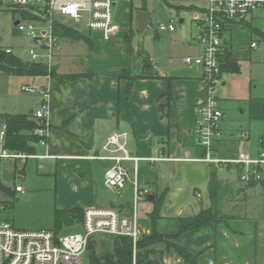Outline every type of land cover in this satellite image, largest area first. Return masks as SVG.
<instances>
[{"label": "crops", "instance_id": "1", "mask_svg": "<svg viewBox=\"0 0 264 264\" xmlns=\"http://www.w3.org/2000/svg\"><path fill=\"white\" fill-rule=\"evenodd\" d=\"M179 12L191 13L193 22L194 13L190 7H184ZM181 18L184 23L185 17ZM256 21L263 22V25L254 26L253 23ZM62 24L72 26L86 35L90 43L85 42L88 51H81L87 56V62L82 59L83 55L73 56L72 51L69 52L70 55H63L65 50H62L59 45L55 58L56 73L59 75L79 73L81 76L72 80L60 79L56 76H30L32 80L42 79L40 86L46 85L50 88L49 132L40 142L35 143V154L52 156L29 159H36L43 168L49 166L54 168L58 176V185L63 180L67 181L71 195L66 198L58 195V208L86 210L91 207H113L125 214L130 213L133 199L132 182L128 181L131 187L129 201L121 199V201H116L103 194L105 191L101 189L103 187L106 189L105 173L112 162L89 158V156L104 153L102 147L109 135L126 131L128 132V148L135 156L147 158L162 154L167 158L156 161L141 159L138 163L137 178L150 188V196L153 197L152 200L149 198L146 200L149 205L144 206L145 216L140 218L143 233L151 231L150 213L158 198H162V201L156 227L163 235L177 234L181 227V218L192 217L214 206L220 212V216H224L222 221H211L202 227L189 229L173 239V242L199 255V264H254L252 256L257 254L258 238L264 240V218L260 221L255 220V228L249 231L234 226L242 220V217L232 211H222L219 203L220 189L222 187L229 189L231 185V178L220 175V171L223 172V167L230 166L218 167L205 161L194 160L201 158L205 152L204 146L198 142L195 134L196 99L204 92L203 68L188 66L185 63L187 56H195L202 52V45L196 41L195 34L190 32L187 39V36H182L186 35L184 33L187 30H181L175 37L182 36L188 40L181 42V50L176 51L175 44L179 42H169L170 47H167L163 55L167 62L166 65L158 69L155 63L150 62L153 65L152 71L161 77L135 79L127 97L126 90L129 81L124 75L125 70L130 68L133 74L142 72L134 71V52L130 54L127 50L126 36L130 33L126 34L125 31H121L118 35V37H123L124 43L119 42L118 38L113 40L115 42H108L101 34V38L107 42H94L96 36L93 38L91 36L93 31L86 26L71 21ZM245 25L250 27L251 49H255L252 46L254 41H257L258 46L259 41L264 40L262 19L253 18L244 24L236 22L227 24L224 30L227 42L224 44L222 54L227 51L231 52L234 62L238 61L236 54L243 50H236L232 37L228 38L226 34L232 36L235 27L242 26L243 29ZM160 35L161 32L156 31L154 36L159 38ZM253 35H255L254 39ZM251 49L250 53H252ZM177 56L180 57L181 64L173 59V57L179 58ZM64 58L72 61L71 67L62 64ZM72 67L75 69H68ZM226 71H233V67ZM168 78H171L172 84L171 98L168 96ZM262 87L260 84H255L253 89L250 87L246 94L242 95V100L248 104L251 97L264 98ZM219 102L224 112L223 136L215 142V153L223 157H231L238 154L241 148L251 149L249 127L244 123L233 124L235 120L229 119L226 112L228 108L226 104L230 102L222 99H219ZM34 111L36 109H30L26 113ZM243 129L249 132L245 139L241 137ZM262 143H264V135H261L253 144L252 154L257 153ZM44 160H51L52 163L41 162ZM128 165L132 168L134 166L132 162ZM236 168L240 173V168L238 166ZM17 174V161L2 159L1 180L3 184L13 194L27 196L29 192H17L15 189L16 185H19L15 184ZM19 175L24 177L22 173ZM262 180H264V174ZM214 181L217 194L213 199L210 190ZM261 181H258L257 185ZM257 185L246 184V187L253 188ZM127 187L128 184L124 191ZM2 193H4L3 190H0V199L5 197ZM12 224L16 227L14 222ZM242 238L244 240L241 241ZM261 245L263 246L264 242ZM157 249L165 252L164 264H185L175 249L162 246ZM235 255H241L240 262L235 263Z\"/></svg>", "mask_w": 264, "mask_h": 264}, {"label": "built area", "instance_id": "2", "mask_svg": "<svg viewBox=\"0 0 264 264\" xmlns=\"http://www.w3.org/2000/svg\"><path fill=\"white\" fill-rule=\"evenodd\" d=\"M120 0H0L6 5L20 8L21 14L16 24L20 32H24L32 41L29 52L34 62L48 67V77L55 66V58L60 45V37L55 33V22L86 26L90 31H98L103 38L110 41L121 30L115 19L113 7ZM136 1V0H128ZM145 1V0H140ZM164 1L173 9L190 7L193 11V22L198 31L195 39L202 45V52L195 56H187L185 63L203 68V82L206 93L196 99L195 134L205 152L201 158L209 164L222 166H239L242 180L246 184L258 182L264 174V143L256 154L245 152L243 148L231 157H223L215 153V142L223 136L222 120L224 112L220 107L219 98L214 88L222 81L221 54L225 42L224 30L227 24L236 22L244 24L253 18L264 21V0H157ZM88 18L83 22L84 15ZM180 17H173L170 22H159L157 31L175 32ZM147 26L153 27L147 23ZM146 26V27H147ZM257 47V41L252 43ZM6 52L12 54V49ZM28 92H37L42 96L41 108L32 114L42 121V126L34 133L42 138L49 132V96L50 88L46 85L35 87L24 86ZM6 124L0 126V159L26 161L29 158L51 157L52 155H36L25 152H12L4 147ZM248 130L241 131V137L248 136ZM103 154L89 156L91 159L111 161L106 170L105 185L123 199L124 188L128 181L133 184V199L130 213L109 207H91L84 210L81 224L83 232L56 234L52 230H23L15 227L12 222L1 217L0 212V264H84L83 256L88 252V240L95 235L121 237L128 236L133 241V264H136L137 243L142 235L139 221L140 204L146 201L151 190L137 178L138 163L141 159L156 161L167 159L165 156L141 158L135 156L128 148V132H116L107 138L102 147ZM133 163V168L128 165ZM17 192L24 193L22 185H16Z\"/></svg>", "mask_w": 264, "mask_h": 264}, {"label": "rangeland", "instance_id": "3", "mask_svg": "<svg viewBox=\"0 0 264 264\" xmlns=\"http://www.w3.org/2000/svg\"><path fill=\"white\" fill-rule=\"evenodd\" d=\"M145 8L149 12V23L153 27L147 26L143 32H141L137 26L136 17L133 15L131 19V11H137L138 9ZM172 9L164 1L157 0H145V1H128L120 0L113 7L116 21L120 25V32L125 31L126 34L130 32L132 35V46L134 48L133 54V68L136 72L143 70L144 63L147 60L155 63L156 67H164L166 65V59L163 56L167 47H170L169 42H179L175 44L177 50H181V42L188 41L190 32L196 35L198 28L195 22L191 21V13L179 12V8ZM136 13V12H135ZM23 14L20 12V8L14 5L4 6L0 2V50L4 51L8 47L13 49V54L21 58L24 63H30L32 61L30 55V48L32 42L26 33L20 32L16 25L15 20L20 18ZM179 14L180 17H185V22L178 24L177 31L169 33L168 31H160V37H155V32L158 30V23H168L173 17ZM24 15V14H23ZM32 17V15H29ZM87 14L83 17V22L87 20ZM253 25H263V22L256 21ZM242 27V26H241ZM235 27L232 36L226 34L228 38L232 37V42L237 48L236 50H243L235 52L237 55V63L239 65V72L224 71L222 74V81L214 88V94L223 101L230 102L226 104L228 107L227 117L234 119L233 124L244 123L248 126L251 134V149L246 148L245 152L252 153L253 144L258 140L261 135H264V119H252L249 113V107L245 100H242V95H245L250 87L254 88L255 84L262 85L264 89V40H260L255 49H251V33L249 26ZM187 30V39L184 37H175L181 30ZM116 34L108 42H115V38L119 42H125L123 37H118L120 34ZM101 33L93 31L91 36L94 42H107L101 38ZM100 37V38H99ZM184 38V39H183ZM255 38V35L252 36ZM86 41L83 39H74L71 37H61L60 46L62 50H65V54L70 55L72 51L73 56L83 55L82 59L87 62V56L81 52L87 50ZM245 47V49H243ZM250 49L252 53H250ZM80 51V53H76ZM64 56V57H65ZM179 57V56H177ZM176 63L181 64L180 57L175 59ZM173 62V61H171ZM62 64L72 66V61L68 58L62 60ZM188 65V64H186ZM190 66V65H188ZM74 67L68 68L73 70ZM75 69V68H74ZM42 79L32 80V77L28 75H17L9 72L0 71V113H26L30 109H40L42 104V96L37 92H28L24 90V86L29 84L31 86L39 87ZM225 82V84H223ZM204 83V82H203ZM259 91L260 88H258ZM206 93V85L204 84V92ZM239 97V98H235ZM230 106V107H229ZM245 112L243 113V111ZM239 120V121H238ZM17 161V172L15 184L22 185L25 188V192H29L27 196L13 194L11 191H3L5 197L0 199V212L1 217L8 219L15 223L18 229L23 230H55V212L58 209V195L60 197H68L71 195V189H69L66 180L59 183L57 182V174H55L54 168L40 166L36 159H28L27 161ZM41 162L52 163L51 160H44ZM237 166L232 165L230 167H223V172L220 171V175L230 177L229 189H223L219 191V203L222 207V211H232L236 215L242 217L241 221H238L234 226L241 227L249 231L251 228H255L256 221L263 220L264 218V187L260 183L256 187H246V183L242 180V173L238 171ZM229 172V173H228ZM19 173L24 174L20 176ZM231 174V175H230ZM128 187L124 191V198L121 199L117 194L111 190L103 187L101 190L105 192L107 196L116 199V201H129L131 197V187L127 182ZM112 192V193H111ZM18 196V198H17ZM121 199V200H120ZM230 202L232 204H230ZM145 205H149V202L141 203L139 207V221L141 216H145L143 208ZM129 206V205H128ZM130 208V206H129ZM144 214V215H143ZM256 220V221H255ZM76 227V226H75ZM74 226L66 227L60 231V234L83 232V227L75 228ZM143 234V231H141ZM93 239L96 242V249L101 251L103 244H107L106 237L102 235H95ZM259 248L257 254L252 256L254 264H264V245L261 243L264 240L258 238ZM244 240L243 238L240 239ZM250 239H248L249 241ZM90 252L84 254L83 263L90 264ZM158 257V255H156ZM236 262H240L241 255H235ZM154 258V257H153Z\"/></svg>", "mask_w": 264, "mask_h": 264}, {"label": "trees", "instance_id": "4", "mask_svg": "<svg viewBox=\"0 0 264 264\" xmlns=\"http://www.w3.org/2000/svg\"><path fill=\"white\" fill-rule=\"evenodd\" d=\"M146 10L145 8H142ZM182 8H179V10ZM136 11H131V19L133 15L136 17ZM25 17H29L28 14L24 13ZM55 33L61 37H71L74 39H83L87 43H90V39L79 32L72 26H65L60 22L54 24ZM132 35L130 32L126 36L127 50L130 54H133L134 48L132 46ZM0 53L4 55L0 59V71L9 72L17 75H28V76H46L48 75V67L40 62L31 61L26 63V66L21 68L11 67L5 64L4 60L9 53L6 50ZM234 58L231 52H224L221 54V67L222 71L231 70ZM153 70V65L149 60L146 59L143 70L139 74H133L132 69H126L124 72L125 77L128 79V86L126 90V96L130 94L133 82L138 78H158L161 77L156 74ZM52 76H56L60 79H77L81 74H62L56 73L55 66L51 71ZM168 96L172 97V84L171 78H168ZM250 117L252 119H264V98L251 97L248 101ZM2 123L6 124V135L4 139V147L12 152H25L28 154H35V143L40 142L43 138L34 133V130L42 126V121L35 118L32 113H0V126ZM1 161L0 159V190L11 191L6 187L1 180ZM239 167V166H238ZM240 168V167H239ZM241 170V168H240ZM216 182L214 181L211 185V196L214 199L217 194ZM258 182H252L249 186H255ZM264 187V180L261 181ZM162 198L155 200L154 208L150 213L151 219V231L150 233H143L137 243V255L136 264H164L165 252L157 249L162 246L167 249H175L177 254L182 257L185 264H199L197 254H193L186 249L182 248L178 244L173 242V239L180 236L182 233L189 229L198 228L206 225L208 222H220L224 219V216H220V212L213 206L211 208L202 210L197 215L192 217L181 218V227L175 235H163L156 227V222L160 217V207ZM84 220V210L80 208L71 209H56L55 212V230H52L56 234H60V231L64 227L80 226ZM103 237V236H102ZM107 239V244H103L100 252L97 250L90 252V264H133V241L128 236H121L120 244L115 246L113 238L110 236H104ZM96 245V242L94 240ZM158 255V257H156ZM154 257V258H153Z\"/></svg>", "mask_w": 264, "mask_h": 264}, {"label": "water", "instance_id": "5", "mask_svg": "<svg viewBox=\"0 0 264 264\" xmlns=\"http://www.w3.org/2000/svg\"><path fill=\"white\" fill-rule=\"evenodd\" d=\"M149 21V12L144 9H138L136 11V22L138 25V28L141 32H143L147 26V23ZM181 23L183 22V18L179 20ZM19 21L17 20L15 24H18ZM4 55L0 53V59L3 58ZM5 64L11 66V67H16V68H21L26 66V63H24L20 57H18L15 54H9L5 57L4 60ZM233 71L238 72L239 71V65L237 62L232 63ZM149 199L152 200L153 197L149 196ZM113 243L115 246L120 244V238L119 237H114L113 238ZM88 251H94L96 249V245L92 239L88 240V245H87Z\"/></svg>", "mask_w": 264, "mask_h": 264}]
</instances>
